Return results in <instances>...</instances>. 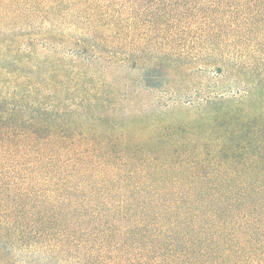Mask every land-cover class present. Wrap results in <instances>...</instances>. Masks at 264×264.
Segmentation results:
<instances>
[{
	"label": "trees",
	"instance_id": "16d2710c",
	"mask_svg": "<svg viewBox=\"0 0 264 264\" xmlns=\"http://www.w3.org/2000/svg\"><path fill=\"white\" fill-rule=\"evenodd\" d=\"M179 1L190 50L149 55L134 5L0 0V264H264V0ZM33 36L137 61L147 87L201 63L239 93L202 120L125 115L27 65Z\"/></svg>",
	"mask_w": 264,
	"mask_h": 264
},
{
	"label": "rangeland",
	"instance_id": "374dc122",
	"mask_svg": "<svg viewBox=\"0 0 264 264\" xmlns=\"http://www.w3.org/2000/svg\"><path fill=\"white\" fill-rule=\"evenodd\" d=\"M110 3L118 7L134 5L133 21L141 25H137L133 31L132 48L136 49L139 46L137 41L141 40L143 53L153 55L169 45L173 46L175 52L181 53L190 50L185 45L193 36H197L192 28L182 29L184 21L175 22L174 10L180 6L179 0H110ZM162 11H170L171 14H166V19H163L159 14ZM152 21H155L154 25L150 24ZM69 35L77 37L71 32ZM33 37L30 42L24 40L20 44L25 50L24 56L28 58L27 65L40 63L39 67L43 70H62V75L57 78L59 81L70 86L77 81L80 85H90L97 97H109L108 100L120 103L121 113L125 115L143 114L146 116L145 120L149 121L156 119L180 122L201 119L217 106L230 105L231 96L239 93L214 67L201 63L170 69L161 82V79L155 77V72H152L147 82L151 87H147L142 79L144 69L137 61L130 63L118 58L112 60L104 52H95L101 57H94L92 52L73 43L72 38L61 43L47 44L40 36ZM171 40L174 43L171 44ZM190 45L192 47L193 44ZM9 65L17 67L18 64ZM5 66L7 62L0 46V88H3L6 79L4 74L8 68ZM76 75H79V79ZM33 77H36L35 72Z\"/></svg>",
	"mask_w": 264,
	"mask_h": 264
}]
</instances>
